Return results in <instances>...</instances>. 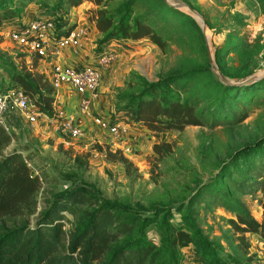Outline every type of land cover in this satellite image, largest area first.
I'll return each mask as SVG.
<instances>
[{
	"label": "rangeland",
	"instance_id": "rangeland-1",
	"mask_svg": "<svg viewBox=\"0 0 264 264\" xmlns=\"http://www.w3.org/2000/svg\"><path fill=\"white\" fill-rule=\"evenodd\" d=\"M103 1L100 6L93 0L70 6L63 0H14V5L20 3L19 12L2 27L17 28L21 21L27 23L43 13L53 18L56 32L83 27L81 44L60 48L58 60L81 62L89 54L86 64L93 65L102 35L94 26L95 10L100 7L116 16L127 0ZM174 4L185 6H171ZM129 9L132 17L144 15L160 28L165 44L158 46L146 37L107 39L115 57L100 68L88 113L78 110V99L72 107H63L66 98L76 94L67 82L58 86L57 95L54 89L51 115L40 112L28 121L16 110L8 113V137L0 142V158L12 150L19 152L38 181L33 193L35 206L28 213L22 208V215L13 217L32 224L50 201L81 188L77 197L66 200L58 211L62 228L58 252L66 250L74 226L97 205L93 194H98L125 204L130 213L114 215L106 228L107 247L91 264L104 263L120 245L126 254L144 216L150 222L143 236L152 243L151 248L166 250V223L189 233L197 229L212 244L218 264H263L264 236L243 232L231 220L236 219L240 203L254 218L263 216L261 192L249 194L233 185L255 178L264 161V0H130ZM72 48L77 51L75 55ZM53 50L49 46L46 54L58 55ZM26 53L23 46L0 31V88L12 82L7 64L17 68L29 64ZM208 55L231 82L253 81L241 86L223 81L211 67ZM43 61L38 59L40 71ZM165 76L178 82L171 83V88L182 97H198L197 109L206 118L221 115L227 107L243 111L242 119L212 127L189 124L157 132L140 122L120 119L123 94L140 91L145 81ZM63 87L72 94L63 96ZM58 110L72 116L81 134L62 132ZM99 114L110 118V123H119L118 136L93 122L92 116ZM164 142L169 143V150L156 154L152 144ZM108 150H114V158L108 156ZM118 152L129 163L117 159ZM207 251L197 250L188 242L174 247L172 255L176 264H205Z\"/></svg>",
	"mask_w": 264,
	"mask_h": 264
},
{
	"label": "trees",
	"instance_id": "trees-1",
	"mask_svg": "<svg viewBox=\"0 0 264 264\" xmlns=\"http://www.w3.org/2000/svg\"><path fill=\"white\" fill-rule=\"evenodd\" d=\"M63 1L70 6H76L82 0ZM93 3L97 6L104 5L103 0H93ZM129 4L130 0L125 1L122 4V11L116 16L100 7L95 10L94 26L102 33L96 44L97 53L106 45V40L111 38L146 37L158 46L165 44L163 31L154 27L144 15L132 17ZM19 6L20 3L14 5V0H0V29L3 28L4 21L17 16ZM45 14L43 13L53 20L50 15ZM23 23L25 22L21 21L20 25ZM25 55L29 60L27 66L17 68L13 63L6 65L12 82L1 87L0 92L8 87L18 86L38 111L51 115L54 88L48 76L37 68L40 57L32 53ZM171 79L165 76L158 80H147L140 91L123 94L124 101L118 110L120 119L140 122L156 132L169 128L180 129L189 124H206L212 127L223 123H235L242 119L243 111L227 107L221 115L206 118L203 112L197 109L198 97L195 95L182 97L172 90L171 83L178 85V82ZM7 132L0 125V142L8 137ZM152 149L158 155L165 153L169 150V143H153ZM118 153L117 159L129 163L125 156ZM107 154L114 158V150H108ZM37 185V176L32 173L19 152L12 150L0 158V264H91L107 247L106 238L109 231L106 228H109L108 223L114 215L130 213L125 204L93 194L99 202L82 222L74 226L68 237L66 250L58 252V241L62 233L58 211L63 208L66 200L77 197L81 188L63 192L60 200L50 201L32 224L23 223L20 217L13 216L14 214L21 216L22 208L28 213V209L35 206L33 193ZM233 186L249 194L259 190L264 197V161L255 178H250L247 184L238 180ZM260 205L263 216L257 219L251 215L247 206L238 204L236 219L231 220L232 225L243 232H254L264 236V199L260 200ZM140 219L137 225L139 233L133 240V245L125 250L126 254H123L125 249L123 246H117L102 264H131L132 261L134 264H164V261L176 264L172 255L173 248L188 242L197 250L207 248L205 264H218L219 260L212 244L197 229L189 233L180 226L165 223L166 250H163V247L151 248L152 243L143 236V230L150 219L146 216ZM245 244L247 245V242Z\"/></svg>",
	"mask_w": 264,
	"mask_h": 264
},
{
	"label": "built area",
	"instance_id": "built-area-1",
	"mask_svg": "<svg viewBox=\"0 0 264 264\" xmlns=\"http://www.w3.org/2000/svg\"><path fill=\"white\" fill-rule=\"evenodd\" d=\"M53 20L48 16H38L19 27H3L0 31L10 40L25 48L27 53L36 54L40 60L48 55L46 50L49 46L54 48L53 52L63 47L79 46L80 39L85 34L83 27H70L62 32L53 30ZM46 54V55H45ZM51 54H53L51 52ZM45 56V57H44ZM115 57V52L109 45H105L96 55L92 64H86L80 68H75L69 64L54 63L49 72L45 73L53 88L56 91L62 82H67L70 88L76 92L78 98V110L88 113L90 100L94 97V90L100 76V68L109 64ZM16 110L24 119L32 121L40 113L30 102L22 90L16 87H8L0 92V125L8 131V113ZM61 116L59 128L69 136L81 134V129L71 115L63 114L62 110L57 111ZM95 124L107 128L114 136H118L119 123H110L108 118L102 115L92 116Z\"/></svg>",
	"mask_w": 264,
	"mask_h": 264
},
{
	"label": "crops",
	"instance_id": "crops-1",
	"mask_svg": "<svg viewBox=\"0 0 264 264\" xmlns=\"http://www.w3.org/2000/svg\"><path fill=\"white\" fill-rule=\"evenodd\" d=\"M60 50H57L56 52H57V54L58 55H52V54H48L45 58H44V61H43V63H42V65H41V70L44 72V73H47V72H49V69L51 68V66L54 64V63H60V64H69V65H71V66H73V67H75V68H80V67H82V66H84V65H86V61L89 59V54L86 56V57H84L83 58V60L81 61V62H78V61H76V60H74V59H66L64 62H60L59 60H58V58H59V56H60V52H59ZM72 52H73V54L75 55L76 53H77V51L74 49V48H72V50H71ZM73 64V65H72ZM82 64V65H81ZM80 65V66H79ZM79 66V67H78ZM40 69V68H39ZM61 92H62V95L64 96V95H71L72 94V92H71V89H67V88H65V87H63L62 88V90H61ZM73 98V99H72ZM72 98L70 97V98H66V100H65V105L63 106L65 109H67V108H69V107H72L74 104H75V100L76 99H78V95H77V93L76 94H74V97L72 96ZM62 107V109L64 110V108ZM66 112V111H65ZM69 114H72V112H70ZM263 264H264V261H263Z\"/></svg>",
	"mask_w": 264,
	"mask_h": 264
},
{
	"label": "water",
	"instance_id": "water-1",
	"mask_svg": "<svg viewBox=\"0 0 264 264\" xmlns=\"http://www.w3.org/2000/svg\"><path fill=\"white\" fill-rule=\"evenodd\" d=\"M170 5V4H169ZM171 6H174V7H178V6H185V5H183V4H174V5H171ZM188 9L190 10V11H193L191 8H189L188 7ZM208 58H209V62H210V56L208 55ZM210 64H211V67L218 73V75L222 78V80L223 81H225V82H227V83H231V84H236V85H241V84H246V83H248V82H251V81H253V80H241V81H234V82H231L230 80H228L222 73H220L218 70H217V68H216V66L213 64V63H211L210 62Z\"/></svg>",
	"mask_w": 264,
	"mask_h": 264
}]
</instances>
